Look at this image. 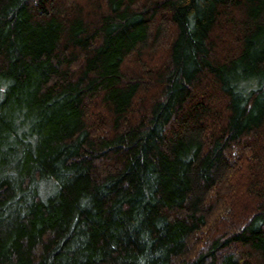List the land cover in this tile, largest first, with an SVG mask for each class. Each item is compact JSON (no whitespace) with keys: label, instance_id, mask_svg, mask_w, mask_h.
<instances>
[{"label":"trees","instance_id":"trees-1","mask_svg":"<svg viewBox=\"0 0 264 264\" xmlns=\"http://www.w3.org/2000/svg\"><path fill=\"white\" fill-rule=\"evenodd\" d=\"M0 264H264V0H0Z\"/></svg>","mask_w":264,"mask_h":264}]
</instances>
